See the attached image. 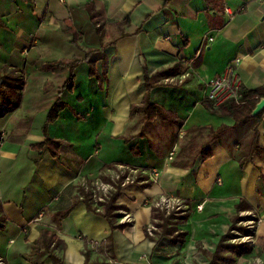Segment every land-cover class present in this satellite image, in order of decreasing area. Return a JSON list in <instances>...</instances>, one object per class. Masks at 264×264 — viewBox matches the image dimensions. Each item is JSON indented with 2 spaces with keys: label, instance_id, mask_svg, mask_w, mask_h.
I'll list each match as a JSON object with an SVG mask.
<instances>
[{
  "label": "crops",
  "instance_id": "obj_1",
  "mask_svg": "<svg viewBox=\"0 0 264 264\" xmlns=\"http://www.w3.org/2000/svg\"><path fill=\"white\" fill-rule=\"evenodd\" d=\"M87 50L96 51L85 59ZM72 58L82 61L68 91L67 68L48 64ZM235 58L240 92L264 87V0H0V258L6 264L264 259V108L255 120L235 122L227 108L204 98L205 83ZM144 68L150 100L161 108L152 120L130 114L147 92ZM59 97L66 106L47 132L60 142L53 157L33 145L45 139L42 128ZM262 100L264 90L250 99L253 110ZM117 165L157 176L153 182L140 173L120 188L114 224L124 223L121 211L130 221L112 229L80 188L109 182ZM162 196L179 199L184 214L167 224L170 231L159 227L150 236L147 227L161 223L152 203ZM250 211L258 219L256 244L213 260L222 239L240 227V213Z\"/></svg>",
  "mask_w": 264,
  "mask_h": 264
},
{
  "label": "trees",
  "instance_id": "obj_2",
  "mask_svg": "<svg viewBox=\"0 0 264 264\" xmlns=\"http://www.w3.org/2000/svg\"><path fill=\"white\" fill-rule=\"evenodd\" d=\"M72 42L76 43V40L74 39V34H73ZM95 51L96 50L85 51V59L88 58ZM81 61L82 60L77 59V58H72L69 60L62 59V60L54 61V62L48 64V67L51 69L60 68V67L67 68L68 76H67L66 81L63 84V88L68 90V91H71L73 88V85H74V80H75V69L80 64ZM89 66H90L89 73L92 75L95 73L94 72V64L92 62H90ZM143 75H144V85L147 88V92L144 95L143 101L140 105H132L131 106L130 114L141 113L145 116L146 120H152L155 118V116L158 113L161 112V108L156 103H154L150 100L149 92L151 90V86L149 85V82H148V76H147L146 68H144V70H143ZM262 90H264V87L255 88V89H252L250 91H243V92H241V103L237 104L234 101H227V102L219 105L218 108H224V107L227 108L230 115H232L234 117L235 122H238V121L239 122L240 121L248 122L249 120H255L259 117L260 111L254 115H251V112L254 108L255 102L250 103L249 101H250V99H252L256 96L258 97ZM2 101L5 102L6 98L3 97ZM65 106H66V103L60 97L54 101V103L51 105V107L47 113L46 121H45L43 128H42L43 133L45 135V139L42 142H38V143L33 145V147L38 149V150H42V149L48 150L53 157H56L58 155V149L60 147V142L52 140L48 136V133H47L48 127H49L50 123H52L53 121H55L57 119L60 111H62L65 108ZM239 115H244V117L242 119H240L238 117ZM120 188L121 187L118 184L116 186V190L113 193H111V195L104 202L99 204V206H100L99 210H97L96 207H92V202L90 201L89 193L84 192L82 187L80 188V194L83 195L84 200L89 204V209H92L95 213L102 214L109 221L112 229L122 228L124 225L127 224V223H122V224H117V225L114 224V219L120 215L118 212H116V210H118V206H116V204H115V199L119 193ZM152 209H153V219L161 220V223L156 222L155 226H157V228H159V227L164 228L165 232L170 231L169 229L166 228V226H167V224L170 223V221L172 219L176 218V216L184 214V211L183 212L179 211L176 213H170L168 215H165L163 212H160L158 209L154 208L153 206H152ZM236 229L239 232L248 233V230L246 228L241 227V226L237 227L234 225L232 230H236ZM46 234H49V233L45 232L42 235V237L39 239V241H37L34 244L35 247H33V251H35V252L37 251L36 246H37V248L40 247V243L42 242L43 237ZM177 234H178V236H182V234H179V232H177ZM232 236H233V234L231 232H229L222 239V241L217 246V250H216L215 254L212 256L213 260L214 259H216V260L229 259L228 257L221 256V253H223L224 251L239 253V252H244V251L248 250L247 244H231L229 242V240ZM51 237H52V235H51ZM49 255L53 259V261H58L57 258L54 256V254L49 252ZM211 264H212V262H211Z\"/></svg>",
  "mask_w": 264,
  "mask_h": 264
},
{
  "label": "built area",
  "instance_id": "obj_3",
  "mask_svg": "<svg viewBox=\"0 0 264 264\" xmlns=\"http://www.w3.org/2000/svg\"><path fill=\"white\" fill-rule=\"evenodd\" d=\"M62 1V0H60ZM240 63V58H235L234 61L228 64L224 71L218 76L211 78L205 83L204 86V98L212 103L213 106L218 107L219 105L227 102L234 101L235 103H241V81L238 75L237 66ZM1 144V140H0ZM140 173H146L148 177L156 182L157 172L154 170H146L134 167H126L124 165H117L110 176L109 182L101 180H93L90 182H84L82 184L84 192L89 193L90 201L99 210V204L104 202L112 192L116 190V186L119 184L122 187L125 184L133 183L137 179V175ZM152 206L163 212L165 215L176 212H183L184 205L177 198H169L162 196L152 203ZM122 214V222L128 223L130 221V215L125 211L120 212ZM241 219L237 222V225H243L248 230V233H242L237 230H231L234 234L230 238L231 243L247 244L254 246L257 239L254 235V229L258 219L253 212H241ZM154 221L150 224L146 231L150 236H154L157 231ZM241 264H264V259L259 256H253L251 258L241 257L239 260ZM0 264H6L5 260L0 258Z\"/></svg>",
  "mask_w": 264,
  "mask_h": 264
},
{
  "label": "water",
  "instance_id": "obj_4",
  "mask_svg": "<svg viewBox=\"0 0 264 264\" xmlns=\"http://www.w3.org/2000/svg\"><path fill=\"white\" fill-rule=\"evenodd\" d=\"M262 108H264V100L257 104L255 109L253 110V115L258 113Z\"/></svg>",
  "mask_w": 264,
  "mask_h": 264
},
{
  "label": "rangeland",
  "instance_id": "obj_5",
  "mask_svg": "<svg viewBox=\"0 0 264 264\" xmlns=\"http://www.w3.org/2000/svg\"><path fill=\"white\" fill-rule=\"evenodd\" d=\"M237 224H238V223H237ZM238 226H243V225L240 224V225H238ZM232 234H233V233H232ZM233 236H234V234H233ZM229 242H230V241H229ZM230 243H231V242H230ZM231 244H233V243H231ZM234 244H237V243H234ZM249 258H251V257L249 256ZM239 260H240V259H238L237 262H238V264H241V263H239Z\"/></svg>",
  "mask_w": 264,
  "mask_h": 264
}]
</instances>
